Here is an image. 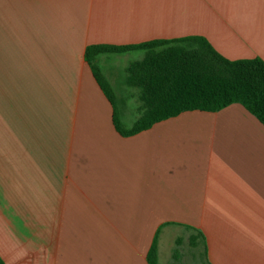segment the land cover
Listing matches in <instances>:
<instances>
[{
    "label": "crops",
    "instance_id": "1",
    "mask_svg": "<svg viewBox=\"0 0 264 264\" xmlns=\"http://www.w3.org/2000/svg\"><path fill=\"white\" fill-rule=\"evenodd\" d=\"M192 35L229 59H264V0H0L6 264H150L155 241L158 264H264L258 117L234 103L123 135L101 83L131 116L126 72L142 56L103 54L99 77L86 57Z\"/></svg>",
    "mask_w": 264,
    "mask_h": 264
},
{
    "label": "trees",
    "instance_id": "2",
    "mask_svg": "<svg viewBox=\"0 0 264 264\" xmlns=\"http://www.w3.org/2000/svg\"><path fill=\"white\" fill-rule=\"evenodd\" d=\"M127 52L142 53L130 62L126 72L128 86L137 91L136 116L130 119L124 114L106 77L101 83L116 105L114 121L123 135L139 133L183 112H215L234 103L244 105L264 124V59H229L200 35L126 46L91 45L86 57L99 77L101 55ZM157 256L155 241L150 264H158ZM0 264H6L1 257Z\"/></svg>",
    "mask_w": 264,
    "mask_h": 264
},
{
    "label": "rangeland",
    "instance_id": "3",
    "mask_svg": "<svg viewBox=\"0 0 264 264\" xmlns=\"http://www.w3.org/2000/svg\"><path fill=\"white\" fill-rule=\"evenodd\" d=\"M140 56H142V53L141 52H133V53H130V54H128L127 55V57H125V56H123V58H122V60H125L126 58H132V59H134V58H138V57H140ZM112 57V56H111ZM121 60V61H122ZM121 64H122V62H121ZM121 69H122V72H123V69H124V67H123V65L121 66ZM121 71L119 72V74H120V79H121V75H122V78H123V73H122ZM123 82V81H122ZM122 82L120 83V84H122ZM130 91V90H129ZM132 91V90H131ZM118 104V103H117ZM132 104L134 105V106H132V107H134V110L131 112L132 113V115L130 116V119L131 118H133V115L134 116H136V113H135V106H136V101H134V102H132ZM202 256V255H201ZM203 259H205V258H201V264H202V260ZM190 264H197V262H195V261H193V259H191V262H190Z\"/></svg>",
    "mask_w": 264,
    "mask_h": 264
}]
</instances>
